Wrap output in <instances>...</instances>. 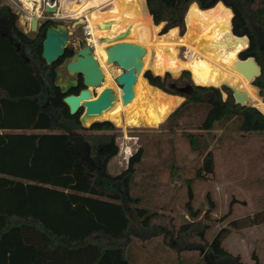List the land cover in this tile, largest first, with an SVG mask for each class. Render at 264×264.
<instances>
[{"label": "trees", "instance_id": "obj_1", "mask_svg": "<svg viewBox=\"0 0 264 264\" xmlns=\"http://www.w3.org/2000/svg\"><path fill=\"white\" fill-rule=\"evenodd\" d=\"M111 2L101 0L99 7ZM220 2L234 13V35L246 36L250 41L249 48L239 57L256 59L261 76L253 84L264 96V0H147L145 9L126 8L116 2L106 11H96L92 23L112 24L98 31L97 36L105 38H114L132 24L148 20L163 26L161 35L178 28L184 36L186 15L192 4L209 10ZM91 12L85 10L88 19ZM19 19L17 11L0 0V264H133L128 239L133 226L130 213L144 230H150L152 221L162 215L148 210L141 197L132 193L133 178L145 150L140 147L131 155L120 174L109 172L110 161L120 153L116 127L109 121L83 127V111L72 115L64 103L66 96L55 84L58 67L73 57V51L66 49L64 56L50 66L42 58L47 29L57 26L56 22L46 21L31 35L20 27ZM203 57L217 65L225 53L215 56L209 52ZM183 68L185 71L177 78L170 73H145L150 86L145 82L146 85L155 92L154 100L159 94L153 87L185 98L175 114L189 105L206 106V118L199 127L202 132H211L217 123L238 119L243 134H264L260 105L242 106L226 87L197 86L193 80L213 84L216 73ZM84 88L82 85L69 94L77 95ZM187 140L202 157L197 178L208 180L215 173L213 153L203 154L194 135H188ZM187 185L185 209L195 218L201 212L194 209L192 185ZM208 202L207 217L215 208L211 195ZM236 204L246 203L233 199L222 220L232 216ZM261 214L264 221V210ZM241 222L233 219L228 227L220 229L208 243L204 259L197 264H248L223 245L233 229H240ZM252 260L262 264L255 253Z\"/></svg>", "mask_w": 264, "mask_h": 264}, {"label": "rangeland", "instance_id": "obj_2", "mask_svg": "<svg viewBox=\"0 0 264 264\" xmlns=\"http://www.w3.org/2000/svg\"><path fill=\"white\" fill-rule=\"evenodd\" d=\"M3 1L6 4H12L10 0ZM16 1L20 7H15V10L20 13L19 25L24 30L26 17L29 22L33 18L30 15L27 16L26 12L33 15L36 13L37 7L34 3L29 5L25 1H23L24 4L20 0ZM132 1L127 7L134 5L135 0ZM116 2L121 4L119 0H114L98 10L106 11ZM60 3L61 5L59 4L58 7L62 6L64 10L63 1L60 0ZM22 9H26V11ZM42 10L43 7L39 16L40 25L46 20L56 22L55 25H65L72 32L68 48L76 53L85 45H89L107 72V79L103 83L104 87H107V82L110 81L109 71L112 75L111 79L115 82L114 86L119 87L116 78L123 73V70L109 62L107 63L108 70L106 62L94 49V41L93 46L89 43L88 23L90 21L93 25L92 20L95 19L98 10L89 15V20L85 16L79 17L78 14H69L63 17L64 11L61 12V15L60 12L56 13L60 18L52 19L56 14H42ZM76 22L78 24L74 26ZM186 25L187 33V21ZM109 26L111 27V24ZM24 31H28L27 34L31 35L37 33L28 28ZM211 33L206 35L207 40H213ZM104 39L105 37L102 38V40ZM247 44V38L237 41L231 33L202 46L194 53L203 59V56L209 52L215 56L221 52L225 53L224 60L216 65L213 84L220 86V83L230 81L233 85H238L248 94L250 103L260 105L264 113V96L261 95L260 89L254 84H249L243 76L230 69V66L240 58L239 52ZM112 46L109 45V52ZM190 54L189 49L182 46L180 57L188 60ZM71 59L72 57L65 61L70 62ZM149 64L148 71L154 74L150 67V60ZM183 70L184 68L181 69L179 75L171 74V76L177 78ZM58 72L60 73V77H58L60 84L75 81L79 77L68 73L64 64L58 67ZM146 72L147 70L144 73ZM144 76L143 74L142 80L146 82ZM153 89L159 94L154 100V104L163 118V124L158 127L121 128L112 122L116 127L115 133L120 153L119 157L117 156L110 163V172L112 175L123 172L127 168L131 155L143 147L145 156L133 178L132 193L134 196L141 197L142 204L148 210L162 214L152 221L150 230H144L134 214L130 213L133 226L128 238L131 242L129 255L133 264H197L204 259L208 243L213 240L220 229L228 227L231 220H241L247 215L264 210V134H243L239 128L240 121L238 119L217 123L211 132H202L199 127L206 118V106L189 105L175 114L185 98L167 95L154 87ZM94 93L97 95V92ZM227 96L228 94L223 91V97L227 98ZM46 97L47 90L43 93V98L46 99ZM257 101L261 104H258ZM94 121L102 122L104 120L99 118ZM95 133L92 132V134ZM188 135L197 137L203 154L208 151L213 153L215 173L208 180L197 178L202 157L192 148L187 140ZM200 137L203 139L201 142L199 141ZM122 159L124 166L115 167L116 163ZM188 183L192 185L194 193V209L201 212L195 218L188 215L185 209L188 200ZM208 195H211L215 204L209 217H207V212L210 209ZM233 199L244 201L246 204H236L233 207L232 216L227 220H222ZM183 226L185 228H182ZM182 229L184 230L182 231ZM223 245L234 256H240L244 263L254 264L252 255L255 253L264 264V224L243 230L233 229Z\"/></svg>", "mask_w": 264, "mask_h": 264}, {"label": "bare ground", "instance_id": "obj_3", "mask_svg": "<svg viewBox=\"0 0 264 264\" xmlns=\"http://www.w3.org/2000/svg\"><path fill=\"white\" fill-rule=\"evenodd\" d=\"M22 1L32 5L26 0ZM62 1L65 5L64 11L66 14H78L79 17H86L85 10H93L94 12L101 8L99 7L101 6V0H61V2ZM119 1L123 7L129 6V4L133 2L132 0ZM48 2L49 7H57L58 10L60 9L56 5L57 2ZM133 6L145 9L147 7L146 0H135ZM232 16V10L227 8L222 2L209 10H202L197 3H194L191 5L186 17L188 31L184 36L179 34L178 28L170 30L165 35H161L162 25L156 26L152 20H148L138 24H132L127 31L114 38H105L110 41H106L105 39L102 40V37H98L97 33L100 29L105 30L110 28L109 25L111 23H101L100 25L93 26L89 21L87 27L89 43L93 46L94 41V49L106 64L109 62L108 59L110 57L108 47L109 45L112 46L117 44L115 43L116 41H119L118 43H129L133 47L138 46L141 50V55L136 60V63L140 65V72L133 86V92L135 94L133 100L129 104H124L122 99L123 91L119 87L114 86L115 82L111 79L112 75L109 71L108 78L110 81L107 82V87L114 89L117 99L115 106L109 111L104 112L100 119L104 121L109 120L121 128L158 127L163 124V119L154 104L155 92L150 91L146 83L142 80V75H145V70H149V60L151 61V70L155 75L163 76L168 71L173 75H179L184 66L197 71L213 74L215 67L196 55L194 51L220 37L230 35V21ZM209 32H212L213 40L206 39V35ZM123 34H126V37L119 38ZM182 46L187 47L191 53L189 58H187L188 60L180 57ZM93 54L99 62L94 52ZM100 67L106 80V70L101 64ZM106 68L109 70L108 64ZM101 88L102 90L99 92L98 96L106 87L102 85L99 88H91L93 99L98 97L94 96L93 90Z\"/></svg>", "mask_w": 264, "mask_h": 264}, {"label": "water", "instance_id": "obj_4", "mask_svg": "<svg viewBox=\"0 0 264 264\" xmlns=\"http://www.w3.org/2000/svg\"><path fill=\"white\" fill-rule=\"evenodd\" d=\"M48 1L57 2L56 5H59L58 0H45L42 14L58 13V8L49 7ZM233 18L234 13L230 21V30L234 35ZM39 21V17L32 18V32L38 31L40 27ZM77 24L78 22H76L74 26H76ZM71 35L72 32L69 31L65 25L52 26L47 29L46 37L43 42L42 52V58L46 61L47 65L50 66L54 64L64 56L66 49H68V43L70 42ZM124 37H126V34L121 35L119 38ZM235 38L237 41H241L244 38H247L248 44L242 51L239 52L238 56H240L243 51L249 48L250 41L246 36H235ZM105 40L110 41L109 39ZM109 54V63L113 65L115 64L123 70V73L116 78V83L123 91L122 99L124 104H129L135 96L133 92V86L136 83L138 73L140 72V65L136 63V60L140 57L141 50L138 46L133 47L129 43H117L112 46ZM63 64L66 66L68 73L83 76L85 88L82 89L77 95L69 94L72 89L78 87L77 81H69L62 84L58 83L56 85L57 87L63 89L62 93L66 96L64 98V103L70 108V112L72 115H76L80 111H83L80 122L82 123L83 127L88 128L93 124V122H95L94 120L96 118L102 117L104 112L109 111L115 106L117 95L113 88L106 87L97 98L93 99L91 88L101 87L104 83L105 75L100 67L99 62L93 54L92 48L89 45H85L82 49H79L76 53L73 54L70 62L65 61ZM230 69L239 73L251 84H253L254 81L261 76V68L254 57H249L246 60H241L240 58H238V60L230 66ZM167 73L172 74L168 71L164 75H166ZM57 76L60 77L59 72L57 73ZM195 85L218 89L226 87L232 91L233 97L237 103L241 104L242 106H252L249 101L248 94L245 92V90L240 88L238 85H233L230 81H225L220 86H216L214 84L203 85L196 82ZM184 101L185 100L183 99L181 104Z\"/></svg>", "mask_w": 264, "mask_h": 264}, {"label": "crops", "instance_id": "obj_5", "mask_svg": "<svg viewBox=\"0 0 264 264\" xmlns=\"http://www.w3.org/2000/svg\"><path fill=\"white\" fill-rule=\"evenodd\" d=\"M26 1H28V0H26ZM30 2H31V4L33 5V3H34V5L37 7V9H36V13L35 14H33V15H31V13L29 14V13H27L26 12V15L27 16H29L30 15V17H39L40 16V14H41V9H42V7L44 6L43 5V2H44V0H40L41 1V5L40 4H38L37 3V0H29ZM58 4H60L61 5V3H60V0L58 1ZM9 5H11L12 6V4H9ZM198 5V4H197ZM199 6V5H198ZM27 8V7H26ZM28 9V8H27ZM64 10H63V7L61 6V8H60V10H59V12H60V15H61V12H63ZM20 14V13H19ZM62 15H63V17L64 16H68L69 14H66L65 13V11L62 13ZM23 17V16H22ZM87 17V16H86ZM88 18V17H87ZM26 19H27V21H26V23L28 22V18L26 17ZM32 19V18H31ZM26 23H24V24H26ZM24 30H25V28H24ZM179 30V29H178ZM26 32V31H25ZM179 34H180V30H179ZM206 61V60H205ZM212 64V63H211ZM214 67H215V71H214V73L212 74V75H214L215 73H216V65L215 64H212ZM209 74V73H208ZM178 97V96H177ZM257 103L258 104H261L260 102H258L257 101ZM119 157V156H118ZM116 158V157H115ZM114 158V159H115ZM125 159V158H124ZM127 160H128V158H127ZM113 161V159L110 161V163ZM123 159L122 160H120L118 163H116V165H115V167L116 166H120V167H122V166H124L123 165ZM110 163H109V165H108V170H109V172H110ZM125 165H126V163H125ZM111 173V172H110ZM121 173V172H120ZM120 173H118V174H120ZM112 174V173H111ZM115 175H117V174H115ZM242 220V222H241V226H240V229L239 230H243V229H245V228H249V227H256V226H259V225H262V224H264V221H263V218H262V214H261V212H256V213H254V214H250V215H247L246 217H244V218H242L241 219Z\"/></svg>", "mask_w": 264, "mask_h": 264}, {"label": "built area", "instance_id": "obj_6", "mask_svg": "<svg viewBox=\"0 0 264 264\" xmlns=\"http://www.w3.org/2000/svg\"><path fill=\"white\" fill-rule=\"evenodd\" d=\"M11 1V3H12V7H13V9H15V7H19V5H18V3H17V1L16 0H10ZM21 2H23L22 0H20ZM37 3L38 4H40L41 5V1L40 0H37ZM44 3H45V0H44V2H43V5H44ZM23 4H24V2H23ZM20 8V7H19ZM24 8V7H23ZM23 11H26V9H22ZM15 11H17V10H15ZM17 13L19 14V12L17 11ZM59 14V13H58ZM56 18H60V16L59 15H55V18H52V19H56ZM31 22H32V19L30 20V22L28 21L26 24H25V30H26V28H28L29 30H31ZM26 33H28V31H26ZM87 35H88V31H87Z\"/></svg>", "mask_w": 264, "mask_h": 264}, {"label": "flooded vegetation", "instance_id": "obj_7", "mask_svg": "<svg viewBox=\"0 0 264 264\" xmlns=\"http://www.w3.org/2000/svg\"><path fill=\"white\" fill-rule=\"evenodd\" d=\"M46 21H48V20H46ZM45 21V22H46ZM44 22V23H45ZM43 23H41V25H42ZM40 25V26H41ZM102 38H104V37H102ZM99 62H100V60H99ZM101 63V62H100ZM57 73H58V69H57V71H56ZM57 73H56V83L55 84H58V76H57ZM107 73V72H106ZM79 77H77L76 79H75V81H77V83H78V87L76 88V89H78V88H80L82 85H84V79H83V76L82 75H78ZM106 83V82H105ZM105 85V84H104ZM57 86V85H56ZM148 87V86H147ZM60 89H62V88H60ZM121 89V88H120ZM63 90V89H62ZM82 90V89H81ZM80 90V91H81ZM101 90H102V88L101 89H94L93 90V94H94V96H98V94H99V92H101ZM117 91V90H116ZM94 92H97V95H95V93Z\"/></svg>", "mask_w": 264, "mask_h": 264}]
</instances>
